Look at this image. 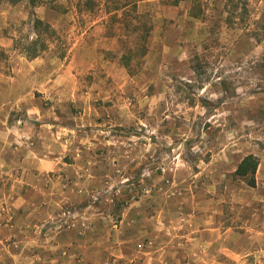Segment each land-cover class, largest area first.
Returning a JSON list of instances; mask_svg holds the SVG:
<instances>
[{
  "label": "rangeland",
  "instance_id": "obj_1",
  "mask_svg": "<svg viewBox=\"0 0 264 264\" xmlns=\"http://www.w3.org/2000/svg\"><path fill=\"white\" fill-rule=\"evenodd\" d=\"M15 1L0 264H264V0ZM34 18L55 36L30 60Z\"/></svg>",
  "mask_w": 264,
  "mask_h": 264
},
{
  "label": "trees",
  "instance_id": "obj_2",
  "mask_svg": "<svg viewBox=\"0 0 264 264\" xmlns=\"http://www.w3.org/2000/svg\"><path fill=\"white\" fill-rule=\"evenodd\" d=\"M13 3H16L15 0H10ZM20 1V0H18ZM57 0H51V2H55ZM181 0H174L173 4L178 5ZM32 4L34 5L36 0H31ZM55 7V6H54ZM196 8H193V10ZM238 8L235 5L229 7L227 11V15L225 17V23L229 26L234 25V18L236 17V12ZM244 10L247 11V7H244ZM191 16H198L196 13H191ZM32 30L35 33V37L33 39L26 38L24 41L20 39H15L14 48L20 49L21 53H23L28 59L32 60L39 57L43 52H45L48 48L47 42L44 38V34L47 37L53 38L54 29L51 27L50 24L45 23L39 18H34L32 22ZM49 41V40H48ZM146 47L144 46V52L142 55L146 53ZM0 55L3 58H7L6 54L0 48ZM128 64V63H126ZM259 160L258 158L253 155H247L242 159V161L238 164L235 175L243 180L249 187H256V172L258 170Z\"/></svg>",
  "mask_w": 264,
  "mask_h": 264
}]
</instances>
